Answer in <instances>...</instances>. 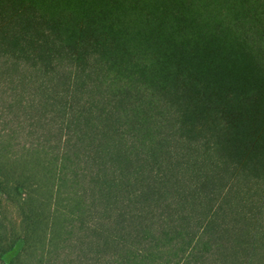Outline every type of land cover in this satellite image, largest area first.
I'll return each instance as SVG.
<instances>
[{
	"label": "trees",
	"instance_id": "16d2710c",
	"mask_svg": "<svg viewBox=\"0 0 264 264\" xmlns=\"http://www.w3.org/2000/svg\"><path fill=\"white\" fill-rule=\"evenodd\" d=\"M0 264H264V0H0Z\"/></svg>",
	"mask_w": 264,
	"mask_h": 264
},
{
	"label": "rangeland",
	"instance_id": "374dc122",
	"mask_svg": "<svg viewBox=\"0 0 264 264\" xmlns=\"http://www.w3.org/2000/svg\"><path fill=\"white\" fill-rule=\"evenodd\" d=\"M18 249H19V247H18L17 249H15L12 253L8 254V255L5 257L6 261H10V260H11V259L17 254Z\"/></svg>",
	"mask_w": 264,
	"mask_h": 264
}]
</instances>
